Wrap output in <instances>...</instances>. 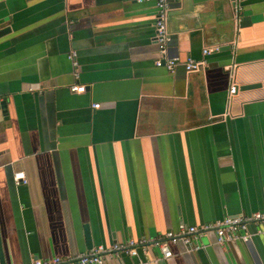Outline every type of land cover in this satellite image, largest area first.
<instances>
[{"label":"crops","instance_id":"obj_1","mask_svg":"<svg viewBox=\"0 0 264 264\" xmlns=\"http://www.w3.org/2000/svg\"><path fill=\"white\" fill-rule=\"evenodd\" d=\"M169 2L174 71L155 62L152 1L0 0V264L264 211V0ZM248 232L109 262L264 264V222Z\"/></svg>","mask_w":264,"mask_h":264},{"label":"built area","instance_id":"obj_2","mask_svg":"<svg viewBox=\"0 0 264 264\" xmlns=\"http://www.w3.org/2000/svg\"><path fill=\"white\" fill-rule=\"evenodd\" d=\"M152 1L156 9L155 15V31L156 39L159 43V58L155 61L159 67H166L170 71H174L175 67L181 62L178 56H171L168 52V42L170 35L167 28L168 14L171 9L169 0H139ZM237 7L240 9V2L242 0H233ZM212 51L210 48H205L204 53L208 54ZM74 65L76 66V77L78 76V62L76 61V52L70 54ZM188 72H195L202 70L206 67L207 62L205 59L195 60L189 58L184 62ZM85 85L74 84L71 86L73 91H85ZM236 87L231 88V92H235ZM99 107L100 104H95ZM15 179L17 182L25 179L24 172H16ZM254 220L256 222H264V211H257L250 217L243 215L227 216L223 220L216 222L205 223L202 225H187L180 224L179 229L176 231L169 230L155 239H130L125 243H116L107 249H95L79 255L78 257H59L54 256L50 258H34L26 264H110V260L114 254L121 252L129 255H137L140 249L147 250L150 247H156L162 252L164 258H169L175 255L170 247V243L179 244L184 243L187 246V251H197L204 247L201 243L203 237H208L209 232L214 231L217 236V242L225 244L230 240L248 241L250 234L248 232L249 222ZM245 230L244 233L241 231Z\"/></svg>","mask_w":264,"mask_h":264},{"label":"water","instance_id":"obj_3","mask_svg":"<svg viewBox=\"0 0 264 264\" xmlns=\"http://www.w3.org/2000/svg\"><path fill=\"white\" fill-rule=\"evenodd\" d=\"M10 31V27H3V28H0V37L5 35L6 33H8ZM171 36V40L169 41V44H172L174 41V36L175 35H170ZM255 85H246V88L248 87H253ZM86 234H87V237H88V246L90 248H92V243H91V237H90V230L88 227H86ZM1 239V238H0ZM0 251H2V248H1V243H0Z\"/></svg>","mask_w":264,"mask_h":264}]
</instances>
